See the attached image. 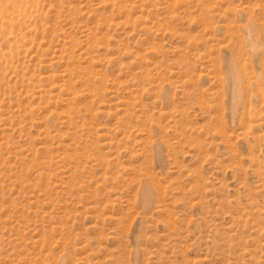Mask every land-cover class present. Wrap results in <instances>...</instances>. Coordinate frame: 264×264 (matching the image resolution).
<instances>
[{
  "label": "rangeland",
  "instance_id": "rangeland-1",
  "mask_svg": "<svg viewBox=\"0 0 264 264\" xmlns=\"http://www.w3.org/2000/svg\"><path fill=\"white\" fill-rule=\"evenodd\" d=\"M0 264H264V0H0Z\"/></svg>",
  "mask_w": 264,
  "mask_h": 264
},
{
  "label": "bare ground",
  "instance_id": "bare-ground-1",
  "mask_svg": "<svg viewBox=\"0 0 264 264\" xmlns=\"http://www.w3.org/2000/svg\"><path fill=\"white\" fill-rule=\"evenodd\" d=\"M232 62H233V61H232ZM233 63H234V62H233ZM230 64H231V62H230ZM229 66H230V65H229ZM231 68H232V66H231ZM230 70H231V69H230ZM234 70H235V68H234ZM233 72H234V71H233ZM239 73H240V72H239ZM235 74H236V73H235ZM235 74L232 73L234 79H236V76H237V75H235ZM239 78H240V76H239ZM232 80H233V79H232ZM233 81H234V80H233ZM235 82H236V80H235ZM235 82H234V84H235ZM236 84H237V83H236ZM236 84H235V85H236ZM235 85H234V86H235ZM236 86H237V85H236ZM238 89H239V88H238ZM238 89H237V90H238ZM235 90H236V89H235ZM238 91H239V90H238ZM238 95H239V93H238Z\"/></svg>",
  "mask_w": 264,
  "mask_h": 264
}]
</instances>
